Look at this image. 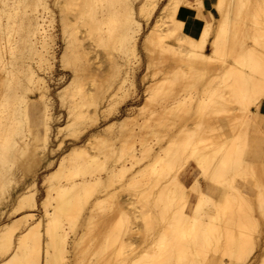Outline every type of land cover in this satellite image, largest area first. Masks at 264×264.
I'll list each match as a JSON object with an SVG mask.
<instances>
[{
	"label": "bare ground",
	"instance_id": "1",
	"mask_svg": "<svg viewBox=\"0 0 264 264\" xmlns=\"http://www.w3.org/2000/svg\"><path fill=\"white\" fill-rule=\"evenodd\" d=\"M160 1L138 0L134 3V0H53L52 5L58 10L64 43L59 62L61 67L69 68L71 73V78L56 91L61 104L68 97L71 100L67 118L64 124L54 126L61 118L60 114L53 111L54 100L49 85L56 61V34L51 31L55 20L57 21L56 12L51 8L49 0H0V66L11 67L7 68L5 75L0 74V216L4 214L8 219L0 224V256L8 253L0 260V264L125 262L123 255L128 252L130 245L127 239L136 233L132 227H127L130 217L141 219L148 231L159 221L163 227L158 247L144 250L137 259L132 257L126 264H203L204 261L212 260L219 261V264H241L253 249V242L249 241L246 231L252 230L257 221L252 205L264 210V162L259 164L255 160L249 161L244 158V153L250 127L264 135L263 130L257 126L258 111L251 108V105L264 108V0H213L212 5L220 18L209 41L210 52L204 51L209 23L203 24L205 26L199 40L181 31L183 21L178 17L177 11L182 3L193 6L189 0H165L150 29L141 38V49L147 59L152 61V54L156 52L161 59L164 53H169V57L171 55L176 62L184 61V68H187L182 69L184 73L177 70L181 67L178 63L177 68H171L173 72L170 73H175L172 74L173 82L179 76V79L183 77L184 81L193 82L192 87L202 84L206 92L202 94L208 95L207 99L199 101L201 108L208 111H205L206 117L203 120L211 113V124L206 121L209 118L204 120L207 123L202 124L201 117L203 113L205 115L202 112L201 124L197 121L199 124H195L198 126L195 125L192 129L187 126L189 130H176L173 136H169V143L166 141L168 145L162 146L161 139L170 132L166 127H174L165 124L168 132H164L161 120L166 116L168 119V111L173 117L183 104H170L173 107H166L171 108L165 110L167 115L161 120L156 118L154 123L146 119L137 122V117L144 109V101H150L147 98L148 100L135 106V111L111 119L99 130L95 128L100 117H108L106 113L109 115L112 107L127 100L130 86L134 87L135 71L132 69L131 59H140L138 37L142 29L141 18L147 21ZM183 12L194 14L187 9ZM165 13L172 17V28H164ZM18 21L23 23L22 32L15 38L12 29ZM80 24L85 27L86 36L95 43L103 38L101 30L105 31L109 45L118 43L122 52L125 69L121 71L122 63H114V78L105 89L100 90L97 85L94 90L87 91L80 83L97 81L88 57L89 52L77 37ZM242 25L246 28L244 32L241 31ZM199 65L207 73L209 70L213 71L215 80L210 81L208 78L206 81L208 75L200 70L203 68H199ZM156 66L158 68L157 64ZM156 73L153 75L151 72L150 76L154 77ZM145 76L147 75H143L147 78ZM176 82L175 85L178 86L179 83ZM151 85L147 87L152 99L158 97L161 101L173 95L170 90L172 88L168 89L170 85L166 89L164 82ZM196 90L195 88L194 91ZM201 90L199 89L200 92ZM170 91L168 97L164 95ZM175 92V97H178L179 91ZM197 93L199 92L195 94ZM160 96H163L162 99ZM158 98L153 100L157 103ZM31 104L35 111L34 119H30L27 111ZM196 104L194 108H200ZM148 106H145L147 111L150 110ZM191 106L192 104L189 107ZM155 108L161 111L160 107ZM201 108L197 112L203 111ZM187 109L185 112L189 114L191 108L189 111ZM150 112L148 114L154 118ZM193 112L195 114L196 110ZM142 113L145 114V111ZM174 120L178 122L176 118ZM116 123L119 125L117 128L120 127L118 133L114 132ZM204 124L210 128H200H205ZM194 127L198 131L193 130ZM198 127L210 133L209 136L207 132H199ZM85 132L88 133L86 139L83 143H78L77 139ZM148 134L156 140L153 142L157 147L151 144L150 136L151 140L146 138ZM65 137H70L74 142L61 153L57 164L43 175L41 185L44 186L45 196L40 202L43 213L40 218L35 219L33 209L37 204L38 189L35 179H28L27 182L25 178L29 177L40 160H44L46 167L52 165L53 159L47 157V153L61 149ZM52 139L56 140V147H50ZM259 141L262 146L264 138ZM108 149L114 163L104 178L98 173L101 166L98 155ZM256 150L255 159L264 153V148H259L258 144ZM178 152L184 154L185 159L186 156L192 159L206 189L213 190L221 197L220 200L199 192L202 181L196 177L192 184L200 196L189 214L183 212L188 194L182 192L181 182L175 172L170 170L171 167L173 169L172 164L176 160L173 158L178 157ZM16 156L20 157L18 161ZM118 160L119 166L116 162ZM16 163L20 168L17 169L21 170L19 181L24 183L12 194L9 187L11 184V188L16 187L19 182L13 176ZM170 172L172 176L175 175L170 177L171 180ZM114 179L120 181L122 187L133 191L132 196L136 197V201L134 197H130L137 204L127 198L126 205H117L113 199L114 193L110 191L103 198L97 196L89 201L94 189L98 190L101 186L108 188ZM163 179L165 184L162 185ZM238 180L243 182L238 184ZM247 184L255 187L252 190H256V193L254 192V196L250 195L253 199L243 189ZM53 190L55 195L51 194ZM51 198L54 201L50 204ZM47 205H52L51 209ZM84 209L87 211L84 212ZM153 211L158 216H153ZM175 213L179 215L180 225L183 222L179 232L173 231L170 226ZM29 220L32 221L29 223ZM27 221L28 228L15 240L18 229L27 224ZM41 221L42 230L39 229ZM260 248L261 245L257 264H264V249Z\"/></svg>",
	"mask_w": 264,
	"mask_h": 264
},
{
	"label": "rangeland",
	"instance_id": "2",
	"mask_svg": "<svg viewBox=\"0 0 264 264\" xmlns=\"http://www.w3.org/2000/svg\"><path fill=\"white\" fill-rule=\"evenodd\" d=\"M189 1L191 2V4L193 6H186V5H184L182 3V4H180L179 9L177 11L178 17L183 21V23H182L183 29L181 28V31H183L186 34H189L190 35V33L187 31L188 27L186 29V21L184 19H186L187 17L191 16L192 14L191 13H184L183 12V10L187 9L188 12L189 11H191V12H194L195 11V16L198 17V18H200V19H202L205 24H208L209 23L210 24V26H209V33L213 29V34H214V31L216 29V25H217L218 20L220 18V14L216 11V9L214 8V5H212L211 7H207L206 0H189ZM194 1L195 2L197 1V2L194 3ZM52 2H53V0H49V3H50L51 8L53 9L54 12H56L55 14L57 15V17L55 18V19H57V21L55 20V22H54V29H51V31L54 34H56V40H55V45H54L55 46L56 61H55V68L53 69V77L50 78L49 85H50V94H51V96H52V98L54 100V105H53L54 110L53 111L55 112V114H60L61 115L60 121L58 123H55L54 124V126H55V125H58V124H64L65 123L66 118H67V109H68V106L71 105V100H70V98L68 96L67 97L69 98L70 101L66 97L67 99H65L64 103H62V104H61L62 101L59 100V96H56V91L58 90V88L62 87L64 84H66V82L71 78V73L69 72L70 71L69 68H64V67H61L60 66L59 56H60V54L62 52L64 43H63L62 35H61V27L59 25L58 10L56 9L55 6L52 5ZM137 2H138V0H134V3H137ZM164 2H165V0H161L159 2L158 6L151 13V15L149 16V18H148L147 21L145 19H143V17L141 18L142 19V29H141L140 35L138 37L139 38L138 39V50H139V57H140V59L139 58H136V59L135 58H132L131 59V66H133L132 69L135 71L134 76H133L134 87L132 88L130 86V88H129V90H130L129 92L130 93L128 94L129 96L127 97V100L120 101V103H118L120 105L117 104L115 106V108L117 107V109H115L114 107H112V109H111L112 112L110 110L109 115H108V113H106V111L108 112V110L104 111L107 114L108 117L104 116L105 117V118L103 117L104 119L102 117H100L99 124H97L95 126V128H97L99 130V129H101V127L104 124L108 123V121H110L111 119L120 118L121 116H123L125 114H128L131 111L132 112L135 111L137 109V107H135V106L138 105V104H140V103H143V101L146 100L147 98H149L150 101H148L147 103H146V101H144V109H143L142 112L145 111V114H143L141 112L142 115L140 113V116L137 117V118H139V119H137V122H141L140 121L141 119H142V121H143V119H146V120H148V122L154 123L156 121V118L157 119H160V120H161V118H164L167 115V112L165 110L168 111L169 109H171L174 106V104L175 105L183 104V106L181 105V108L183 107V110L180 108V110H178V111H176V113H174L175 115L173 114L176 117H174V116L172 117V113L169 114L170 111H168V115H170V116H168V119L170 121L167 119V116L164 118L166 120H164V119L161 120L162 121L161 129L163 131L165 130L164 132H166L167 130L170 131V132L167 131L168 134H165L167 136L166 137L164 136V138H162L163 141L161 139L160 144L162 146H164L166 144V146H167L168 143H169L168 141L170 140L169 139L170 138L169 136H171L172 134H174L176 130H180L181 131L184 128H185L184 130H189V128L192 129L193 126H195L198 122L202 121L203 118L206 117V112L205 111H207V110L204 111L205 108L204 109L201 108V105H200L201 103L199 101L202 102V99H204V98L207 99L208 95L205 94V96H204V94H202L204 92V90H203V86H201L202 84H200V83L198 85H196V87H192L193 82L191 83V81H184L183 77H181L183 80L181 78H180L181 79L180 80L179 79V76H177L178 78L176 77L174 79L175 81L173 82V79H172V74L173 73L172 74L170 73V72H173V71H171V68H177L178 66L180 67V65H181V67L180 68H177V70L180 69L179 73H184V70L187 69V68L186 69L184 68L185 67V64L183 63L184 61H181V62L178 61V62H176V60H174V58H172L171 55L169 57V53L167 55H166V53H164L163 58L161 59V58H159V56H158V54L156 52H153L154 54H152L153 57H152V61H151V60L147 59V56L145 55V52L141 49V45H140L141 38H142L143 34H145L146 31L150 29V26L153 24L154 19H155L156 15L159 13L160 8H161V6L163 5ZM194 6H195V8H194ZM196 6H198L197 9H196ZM211 15H212V17H211ZM208 17H209L210 20L208 19ZM163 20L165 21L164 22V28H172L174 26V23L172 21L171 15H166V13H165ZM17 24H19L21 27H19V25H18V27H19L18 28L17 27ZM17 24L15 22V25H14V27L12 29V30H14L13 35L14 36L16 35L15 38L18 37V35H20V33L22 32V24L23 23L21 24L18 21ZM103 26H104V24H103ZM204 26H203V28H204ZM243 26L244 25L241 26V31L242 32H244L246 30L245 26L244 27ZM17 28H18V31H17ZM19 29H20V31H19ZM77 35H78L77 37L81 40V43H82V46L84 47V49L87 52H89L88 53V57L90 58V60L92 62L93 73H94L95 79L97 80V81H81L80 83L82 84V88L84 90H87V91L88 90H94L96 88V86L98 85V87H100V90L101 89H105L112 82L111 81L112 78H114L115 71H116L115 70V67H114V63H116V62H118V64H121L122 63V65L120 66L121 71H122V69H125V66H124L125 64L123 65L124 60L122 59V56L123 55H122V52L120 51V48H119L118 43H116V44L115 43L114 44L110 43L111 45H109V42L106 39L108 34L105 31H103V30H101V35L103 36V38L101 39V41L99 43H95L92 39H90L89 37L86 36V34H85V27H83L81 24L79 26V30L77 31ZM200 37L199 38L193 37V39L199 40ZM244 38H246V37H244ZM246 40H248L249 42L251 41V39L249 40L247 38H246ZM169 42L173 43V41H171V40H169ZM207 44H208V38H207V41L205 43L204 51L205 52H210V43L208 44V47H206ZM165 56H167V57L164 60ZM167 58H168V60H167ZM148 60L150 61V63H148ZM169 60H171V61L169 62ZM154 62L158 65V68L159 69L157 68V66H156V64ZM132 63H133V65H132ZM149 64H152V66L149 65ZM153 64H155V66ZM170 65H171V67H170ZM200 66L201 65H199V68L202 67V66L201 67ZM1 67H2V65L0 66V69H2V70H0L1 71L0 74H2V75H5V71L7 70V68L8 69L11 68L8 65H3L4 68L3 67L1 68ZM186 67H188V66L186 65ZM146 68H149L151 71L150 70H148V71L145 70ZM183 68H184V70H182ZM196 68H198V66ZM199 68H198V70H199ZM63 69H65L67 71L64 72V71H62ZM172 70H174V69H172ZM200 70L206 72L204 68L203 69H200ZM156 71H157V73H156ZM151 72L153 73V75L156 73V76H154V77H153V75L150 76L151 75L150 74ZM209 72L210 73L212 72L211 75L213 74V71H210L209 70L208 73ZM208 73L206 72L205 75H208L209 77L206 76V79L207 80L206 79L205 80L208 81V78H209V80L210 79H213V81H214L215 79L213 78V75L211 76ZM130 74H131V72H130ZM141 74H142V76H141ZM143 75H147V76H145L147 78H144ZM148 75L151 78L148 77ZM163 76H165L166 78L163 77ZM167 76H169V77H167ZM152 77L154 78V80H153ZM210 77H212V78H210ZM140 78H142V79L140 80ZM176 79L177 80L179 79V80L176 82ZM18 80H20V78ZM205 80H202V81H205ZM168 81H169V83H168ZM192 81H197V80H192ZM210 81H212V80H210ZM157 82H164L165 83V87L166 86L168 87L170 85V87H168V89L169 88H172L170 90L172 91V93H173L174 96L172 95L171 97H168L169 94L171 93V91H170L169 93H167V95L164 94L165 96L168 97L166 99H162V97L164 95L162 97L160 96L161 99H162L161 101H160V99L158 97H156V98L159 99V101H157V103H156L155 102L156 101L155 100L156 98L154 99V97H153V99L155 100L154 101L152 99V97H151L149 87H150L151 84H152L151 86H153ZM175 82L177 84L179 83L178 84L179 87L175 85ZM171 84H172V87H171ZM127 85H129L128 82H127ZM147 86H149V87H147ZM167 87H166V89H167ZM134 88H135V90H134ZM147 88H148V91H147ZM174 88H175L176 91H179V92H177V95H179L178 97L177 96L175 97L176 92H175ZM195 88L197 89L196 92H199L201 94H199V93L195 94L196 93L194 91ZM199 89L200 90L202 89L201 90L202 92H200ZM181 90H182V92H181ZM187 90H189V91H187ZM145 91L148 92V93H146ZM204 93H206V92H204ZM145 96H146V98H145ZM31 98H33L32 95H31ZM150 98L154 101V104H152L153 101H151ZM67 100H68V102H67ZM190 101H191V103H190ZM196 101H198L199 103L196 102ZM149 102H151V103H149ZM196 103H198V104H196ZM147 104H151V105L148 106ZM170 104L173 105V106L171 107ZM191 104H192V106L189 107ZM195 104H196V106L199 105L200 108L203 109V111L197 112L198 109L200 111V108L197 106L198 108L196 107V109H195L194 108V105ZM160 105H162V107L163 106L164 107L161 108ZM187 105H189L188 106L189 108L187 107ZM145 106H148V108H150V110L152 109L151 111L154 112L156 115L152 114L150 112V110L147 111V108H145ZM167 106H169L171 108H169V107L166 108ZM155 107H160L161 111L157 108V110L160 111V112H158ZM251 108L253 110L256 109V111H258L259 119H257V123H258L257 126L261 130H263V134H264V108L262 106L255 107L254 105H251ZM185 109H187V111H189V109H190L189 114H188V112H185L186 111ZM193 110L194 111L196 110V113L195 114H194ZM27 111L29 113L30 119H34L35 118V111L33 109L32 104L27 107ZM146 112H147V114H146ZM149 112H150V114L154 118H151V116L148 114ZM161 112H162V114L164 116L162 114H160ZM178 112H179V114H178ZM202 112H205V115H204V113L202 115ZM198 113H199V115H197ZM207 113H208V111H207ZM200 114L203 117H201ZM143 115H145V116H143ZM210 115H212V114L211 113L210 114H207V118H209ZM146 116L147 117L149 116V117L148 118H145ZM171 117L174 118V119L176 118V121H178V122L176 123L175 120L172 119ZM200 117H201L202 120H200ZM206 119H204V120H206ZM204 120L202 121V124H203V122H205ZM210 120H211V118H209L206 121L209 123ZM171 121H173V124L174 125L172 124ZM207 122H205V123H207ZM31 123H32V121H31ZM178 123H180V124H178ZM184 123H185V127H183L184 126ZM211 123L212 122L210 121V124ZM165 124L166 125L171 124V126H173L174 128H172V127L171 128L170 127H166ZM200 124H201V122H200ZM210 124H208V125H210ZM118 126H119L118 123H116L114 125V132L115 133H118L119 130H120V127L117 128ZM164 126L166 128H168V129L166 130V128ZM187 126L189 128H187ZM196 126H198V125H196ZM199 127H198V129H200L202 127H203L202 129H206V128L209 129L210 128V126H207V125H205V128H204V126H201L200 128ZM178 128H180V129H178ZM251 128L252 127H250L248 129L249 131H248V136H247V140H246V147H245L244 158L248 159L249 161L255 160V162H258V163L260 162L261 163V162H264V161H260V160H264V156H263L264 153H262L260 156H258L255 159L251 155H248V152L247 151H248V148L250 146L249 145L250 144V141L252 139L261 140V139L264 138V135H262V132L261 131H258L259 132L258 133L257 130L255 131V129H251ZM202 129H200L199 132H201V131L204 132ZM193 130L198 131L197 130V127H194ZM180 131H178V132H180ZM250 131H252V132H250ZM206 132H204V133H206ZM204 133H202V134H204ZM87 134L85 132L83 135H81V137L79 139H77V142L78 143H83L84 140L86 139ZM209 134L207 132V135L208 136H209ZM200 135L198 134L197 136L200 137ZM149 136H150L149 134L146 135V138H148V139L151 138L152 139V140L150 139L151 140V144H154V146L157 147L158 145L155 142H153V141H156V140H154V138L152 136H150V138H149ZM203 136H206V134L203 135ZM69 138L70 137H65L64 142L62 143V148L61 149L55 151L54 153H50V152L47 153V157L53 159V163H52L51 166L46 167L45 166V163H44V160H40V161H38V164H37L36 168L31 171V174H29V177L27 176L25 178V181H27V182H28V179L29 180L35 179L36 186H37V189H38L37 190V194H36V200H37L36 207L37 208L35 207L33 209V212L36 214V215H33V218H35V219L36 218H40L42 216V213H43V208H41L42 206L40 205V204H42V203H40L41 200L45 196L44 186L41 185V182L43 181V175L48 170H50L52 168V166H55L57 164V162H58V160H59V158L61 156V153L63 151H65L66 149H68L71 146L72 142H74V140L69 139ZM167 138H168V140H167ZM166 141L168 143H166ZM56 144H57L56 140L52 139V145L50 147H56ZM116 144H118V140L116 141ZM261 147L264 148V143H262V146ZM162 152L163 151H161V153ZM115 153H116V151H115ZM115 153H114V155H115ZM111 154L112 153L110 152V149H108V150H105L103 152H100V154L98 155V158L100 160L99 162L101 163V166L99 168L100 170L98 171V173H100V175L103 176L104 178L106 177V174L109 172V170H110V168L112 166V163H114L113 162V159H112L113 156ZM162 154H164V153H162ZM178 154H179V152H178ZM184 157H185L184 154L181 155V153L178 155L177 158L174 157L173 158L174 160L175 159L176 160L178 159V160L177 161L175 160L176 163L174 162L175 164L174 163L172 164L173 165V169L171 167L170 170L175 172L176 177L181 182V184H182L181 190L183 189L182 192L188 194L187 195V198H186L187 199L186 200L187 203L184 206L183 212L189 214L191 212L192 207H193V203H195L198 200L199 196H200L199 192H201L204 195H207L208 197L212 196V198L214 200H220L221 197L218 196V195H216V193L213 190L206 189L205 182H203V180H202V176L196 174V168L194 167V164H193L192 159L189 158L188 156H186V159ZM16 159L18 161L20 159V157L19 158L17 157ZM116 162H117V164L119 166L120 165V160H118ZM17 168H19V166L16 163V166H15V168L13 170L14 171V173H13L14 175L13 176H14V179H16V180L19 181V179L21 178V176H20L21 175V170H19L20 168L19 169H17ZM170 173H171V175L170 174H169L170 176L168 175L169 178L170 177L172 178L173 176H175L174 174L172 176V172H170ZM196 177H198L199 180L202 181V183L200 184L199 192L196 191V188L193 189V184L192 183H194V179ZM171 178H170V180H171ZM239 182H243V181L238 180L237 183L240 184ZM23 183H24V181H19L18 182V185L16 187L13 186V188H11L12 187V184H11V186L9 187V190L11 189L10 190L11 193L14 194L15 193V189H18V187H21ZM121 184L122 183L120 181L118 182L117 180L114 179V182H112V184L110 185V187L108 186V188H105L106 190L104 189V186H101L100 188H98V190L97 189H94V191H92L93 194L90 197L89 201L90 200L93 201L94 200V197H97V196L103 198V195H105V193L108 192V191L114 193L113 194V199L115 200V202H116L117 205L118 204L121 205V206L126 205L125 201H126L127 198L130 201L131 200L133 201V199L135 200L136 197L135 196H132L133 195V191L130 190V189H128V188H126V187H122ZM163 184H165L164 183V179H163L162 185ZM190 184H192V185H190ZM247 186L249 187L248 184H247ZM251 187H249L246 192H247V194H249V196L251 194H252L251 196H254V192L256 190H254V192H253L252 189H255V187L254 188L253 187L251 188ZM178 189H180V188H178ZM131 191H132V194H130ZM209 192L211 194H209ZM51 194L52 195H55V191L53 190ZM130 196H132L134 198L131 199L132 197H130ZM251 199H253V197H251ZM254 199H255V197H254ZM53 201L54 200L51 198L50 199V204L53 203ZM135 201H133V202L135 203ZM135 204H137V203H135ZM51 206L50 205L49 206L47 205V207L50 208V209H51ZM25 209L27 210L28 208H25ZM211 209H213V206H211ZM86 211L87 210L84 209V212H86ZM252 212H253V215L257 218V221L254 223V226L255 227L252 230H247L246 231V234L248 236L249 241H252L253 242V249L248 253V255L242 261L241 264H257V255H258L259 246L261 245V248L260 249H262V248L264 249V210L262 211V210L258 209L253 204L252 205ZM155 214L157 215L158 213H156V212L153 211V216ZM174 215H175V217L171 221L170 226L172 227V230L173 231H178L179 232V231L182 230L183 222L180 225V223L178 221L179 215L177 213H175ZM18 216L19 215H17V217ZM7 220L8 219H6V216H4V214L2 216H0V224L3 223V222H6ZM31 221L32 220H29V223ZM29 223L27 221V224L25 223L24 224L25 226L23 225L24 227L23 226L22 227L20 226V228L17 231V234L14 237L15 240H16V237H18V235L21 234V232H24L28 228V226H29L28 224ZM66 226L67 225H64V227H66ZM128 226L132 227L135 230L136 233L130 235V237L127 239L129 241V243H130L129 249H127L128 252L126 251L125 254L123 255L124 257L122 256L123 259L125 258V260H126L125 262L126 263H129L131 261L130 259H133V258L137 259L143 253L144 250H151L152 248H157L158 247L159 235H160V232H161L162 227H163L162 226V223L159 221L158 223H156L155 227L152 230L148 231L146 229L145 225L143 224V222H142L141 219H139V218H133V217H130L129 218L128 223H127V227ZM42 228L43 227H42V221H41V223L39 225V229L42 230ZM69 234H71V231L69 232ZM251 234H252V237H251ZM7 255H8V253L5 256H0L1 257L0 260H2L3 258H5ZM217 255H219V254H217ZM128 257H129V259H128ZM115 262H114V264H126L124 261H123L124 263L122 261H120L118 263H117V261H115ZM203 264H219V261H217V260H212V261H209V262L204 261ZM230 264H234V263H230Z\"/></svg>",
	"mask_w": 264,
	"mask_h": 264
},
{
	"label": "crops",
	"instance_id": "3",
	"mask_svg": "<svg viewBox=\"0 0 264 264\" xmlns=\"http://www.w3.org/2000/svg\"><path fill=\"white\" fill-rule=\"evenodd\" d=\"M212 4H213L212 0H206L207 7H211ZM208 19H209V17H208ZM184 20L186 21V29L188 27L187 31L190 33V35H192V37L199 38L201 36L200 33L203 30L204 21L202 19H200V18L195 16V11H194V14H192L191 16L187 17ZM212 36H213V29L210 31V33L208 35V44H209V40L212 38ZM208 44H207L206 47H208ZM257 144L259 145V148H261V144H260L259 140L252 139L250 141V144H249L250 146H249L247 152H248V155H251L253 158L256 157V155H257L256 154L257 153V150H256L257 149ZM194 167L196 168V174H198L196 165H194ZM249 187L246 186V188H243L244 191H247Z\"/></svg>",
	"mask_w": 264,
	"mask_h": 264
},
{
	"label": "snow or ice",
	"instance_id": "4",
	"mask_svg": "<svg viewBox=\"0 0 264 264\" xmlns=\"http://www.w3.org/2000/svg\"><path fill=\"white\" fill-rule=\"evenodd\" d=\"M193 189H195V185H193ZM209 194H211V193L209 192ZM225 264H227V262H225Z\"/></svg>",
	"mask_w": 264,
	"mask_h": 264
}]
</instances>
